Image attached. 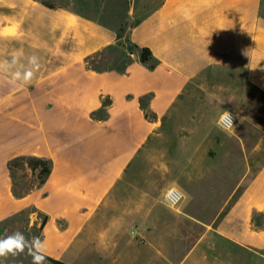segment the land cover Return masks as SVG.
<instances>
[{"label": "crops", "instance_id": "crops-1", "mask_svg": "<svg viewBox=\"0 0 264 264\" xmlns=\"http://www.w3.org/2000/svg\"><path fill=\"white\" fill-rule=\"evenodd\" d=\"M46 1L56 8L40 2L27 30L44 54L41 78L20 84L0 63V224L36 207L47 217L45 254L58 260L106 220L90 244L100 264H264V159H249L264 155V0H122L123 26L113 24L118 0ZM143 48L149 63L140 60ZM20 92L28 113L17 106ZM224 110L238 118L228 136L246 159L215 184L212 173L226 167L214 158L226 154L218 136L227 135L216 128ZM147 156L203 159L188 158L181 170L136 165ZM30 158L46 161L49 174L18 196L10 166ZM154 172L186 175V205L155 202L147 187ZM134 179L138 194L122 195ZM215 186L231 190L209 220L196 217L189 204L208 213ZM153 214L155 224L167 214L189 226H151ZM191 234L198 238L189 246L178 239Z\"/></svg>", "mask_w": 264, "mask_h": 264}, {"label": "rangeland", "instance_id": "rangeland-1", "mask_svg": "<svg viewBox=\"0 0 264 264\" xmlns=\"http://www.w3.org/2000/svg\"><path fill=\"white\" fill-rule=\"evenodd\" d=\"M57 5L61 2H65V0H49ZM40 2L41 0H2L1 3L4 8L0 6V63H2V69L4 72L9 70L12 72L15 77L16 74H19V83L24 84L26 81L24 80V74L27 72L32 73V81L31 83H37V80L41 78V73L46 69V61H44V55L41 51H35V42L33 35L30 37L31 34L27 33V30H30L28 26L33 28L35 26L34 21L37 15H39L40 11ZM120 10H116L117 18L114 19L113 24L123 26L125 19L127 18V14L124 11V5L122 0H118ZM11 4H15L16 6L11 9L8 7ZM11 7V6H10ZM30 14V15H29ZM40 14L39 17H41ZM13 20V21H12ZM30 20V22H28ZM12 21V24H11ZM9 23L10 27L3 28V24ZM1 28L2 31H1ZM39 48L41 46H38ZM35 56L36 60L33 63L31 58ZM103 58L99 59V62L104 65L106 62L102 60ZM96 61V60H94ZM3 96H6V92L2 93ZM26 94L20 92V95L17 98V106L21 112H29L31 108H26ZM36 97L35 101V111L39 112L40 114L44 110L41 107L42 103V93L35 91L33 93ZM31 95V93H30ZM39 97V98H38ZM261 107H262V115H264V96H261ZM24 114V113H21ZM219 118V117H218ZM218 120V119H217ZM238 123V122H237ZM237 126V124H236ZM236 126L231 129L229 132L221 131L217 126V130L227 136L219 135V144L218 147L222 148V150L226 151V154H223L218 157H214L217 161H226V167L222 171L219 166H217V170L214 171L212 174L216 176V180L213 178V182L215 184H221L222 176L226 177H234L236 175V171L240 170L243 167V159L246 158L239 154L240 149V142L236 140L235 136H228V133H233L236 131ZM250 135L255 133L253 130L252 125H249V129L247 128ZM188 158H195L196 162H202L203 157H159V156H147L143 158H138L135 163L136 165L139 163L143 164H152V163H172L178 165V169L181 170L188 162ZM253 159H264V155L260 157H249ZM229 163V164H228ZM14 176V190L16 195L24 196L31 192L36 186L39 185L40 181L39 178L32 174V171L28 168L25 161H13L12 165L10 166ZM232 173V174H231ZM139 175V173H136ZM156 175V178L147 184L148 190L150 195L155 197V202L161 203L160 201L163 200L164 203V195L168 188L170 187H177L183 192V199L178 206L175 208H170L175 210L179 207L186 205L187 194L183 189L179 187V183L188 186L189 182L186 179V175L184 173H153ZM131 187L122 188L120 191L122 195H136L138 194V186H141V183L134 179L132 181ZM231 189L222 187V186H215L212 188L208 187V197H213V203H208V213L204 211L203 205L200 203H196L195 205H190L196 209L195 216L202 218V216L208 215L209 218L216 213V209L219 208L224 198L228 196ZM196 194L199 196L203 195V189H196ZM223 199V200H222ZM209 199L208 201H210ZM157 204H146V205H135L132 204L131 206H141L152 208ZM165 205V204H164ZM203 216V217H204ZM151 226H165V227H174V228H182L188 227L186 223L175 219L170 215H165V219L168 221L166 223H156L155 219L159 222L160 217L157 215H151ZM45 220V215L42 214L36 207L29 206L27 207L22 213L14 218H11L3 223L0 224V239H3L5 236L10 235L13 232L20 231L26 237L31 238L32 236H39L41 241L46 243V224H43ZM106 220L104 221H96V225L93 228L84 229V232L80 237H78L77 243L74 241L71 245L68 246L67 250L63 253L60 261H63L67 264H100L97 255H92L90 252V244L94 239H97V228L101 227L102 225L106 224ZM101 224V225H100ZM99 227V228H100ZM189 229V228H188ZM192 233V232H191ZM194 235V236H193ZM191 234L188 236H179V240L187 241V246L191 245L193 240H196L198 236L196 234ZM76 243V244H75ZM2 259V258H0ZM32 258L30 256L21 255L19 257H12L9 256L6 260L3 261V264H31ZM45 264H53L52 262L46 260Z\"/></svg>", "mask_w": 264, "mask_h": 264}, {"label": "clouds", "instance_id": "clouds-1", "mask_svg": "<svg viewBox=\"0 0 264 264\" xmlns=\"http://www.w3.org/2000/svg\"><path fill=\"white\" fill-rule=\"evenodd\" d=\"M2 35V33H0ZM36 57L33 56L31 61L34 63ZM16 79H19V74H16ZM24 80L30 84L32 81V73L24 74ZM236 117L233 113L224 110L219 116L216 126L224 132H229L234 126V119ZM21 255L30 256L32 258L31 264H45V242L41 241L39 236L26 237L22 232L16 231L10 235L0 239V264L9 256L19 257Z\"/></svg>", "mask_w": 264, "mask_h": 264}, {"label": "trees", "instance_id": "trees-1", "mask_svg": "<svg viewBox=\"0 0 264 264\" xmlns=\"http://www.w3.org/2000/svg\"><path fill=\"white\" fill-rule=\"evenodd\" d=\"M41 4L44 6V7H47V8H50V9H55L56 8V5L53 4V3H50L46 0H42L41 1ZM152 59V55H151V52L149 49L147 48H143L141 49V52H140V60L143 62V63H149ZM27 166L28 168H30L32 170V172H35V171H39V179H40V182L41 183H44V180L46 178V176L49 174V167L46 163V161H43V160H40V159H35V158H30L27 160ZM47 222V217H45V220L43 222V224H46ZM46 260L52 262L53 264H67L63 261H60L58 259H55L53 257H50L48 255H46Z\"/></svg>", "mask_w": 264, "mask_h": 264}, {"label": "built area", "instance_id": "built-area-1", "mask_svg": "<svg viewBox=\"0 0 264 264\" xmlns=\"http://www.w3.org/2000/svg\"><path fill=\"white\" fill-rule=\"evenodd\" d=\"M229 112H231V111H229ZM231 113H233V112H231ZM234 116L236 118L233 121L234 122L233 128L236 126V124L238 122L237 116L235 114H234ZM182 199H183V192L177 187H170L167 189V191L164 195V204L169 208H175L176 206H178L180 204Z\"/></svg>", "mask_w": 264, "mask_h": 264}]
</instances>
